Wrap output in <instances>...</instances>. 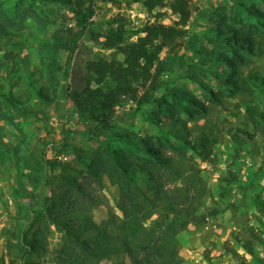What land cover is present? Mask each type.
I'll return each instance as SVG.
<instances>
[{"label": "trees", "instance_id": "obj_1", "mask_svg": "<svg viewBox=\"0 0 264 264\" xmlns=\"http://www.w3.org/2000/svg\"><path fill=\"white\" fill-rule=\"evenodd\" d=\"M31 1L29 6L34 12L33 3L40 4L48 8L47 15L52 12L49 8L52 4L71 9L74 24L63 32L57 29L39 39L36 54L40 59L41 77H46L48 84H37L39 79H33L30 87L41 100L52 101L62 77L80 118L93 122L98 133L112 130V136L88 151L72 148L68 139H64L57 151L59 154L76 152L73 161L47 158L44 150L34 155L32 166L24 165L25 170L19 166L23 160L20 148L10 146V152L7 149L3 155L0 147V159L10 157L13 151V159L19 167L13 186L18 211L10 227L1 232L8 262L5 256H0V264H43L48 259H55L58 264H93V260L124 253L130 256L131 264H152L154 256L162 260L161 264H178L173 256L177 255L178 234L190 223H199L204 218L200 207L206 191L197 160L212 158L217 139L213 131L205 129V124L196 122L193 128L187 125L188 120L205 117L208 107L175 83V79H164L163 75L175 72L178 68L175 60L179 58V67L189 66L188 71L179 75L181 78L199 82L198 73H201L208 80L216 78L224 82V92L207 88L214 100L222 102L227 94L249 96L237 103L236 109L243 107L244 116L254 131L264 136V109L255 98H250L255 95V87L261 89L264 96V74L258 69L244 70L253 63V56L264 54V22H257L264 20V10L253 2L246 6V18H241L236 9L234 16L228 17L226 5L215 8L210 19H218V23L212 29L214 37H210L212 48L207 49L197 33L186 28L191 17V0H125L127 5L141 3L150 14L156 13V18L163 15L162 8L169 5L179 14V25L156 20L135 28L134 34L138 37L130 39L123 23L125 19H121L119 27L103 34L102 44L123 57L91 60L86 66V86L72 90L69 79L79 42L88 31L96 33L92 29L95 24L92 18L96 14L97 0ZM15 10L20 18L14 23L12 19L0 17V36L6 37L11 26L26 27L29 15L23 13L20 6ZM36 14L39 16L38 12ZM184 39L187 49L194 54L204 55L209 50V62L214 64L210 71L196 66L195 62L188 63L189 59L184 56H177ZM63 49L68 52L64 65L60 60ZM166 49L168 54L161 57ZM5 96L10 108H19L13 97ZM129 101L136 103L131 114L140 111L146 125L155 129L154 133L142 134L138 129L115 127L116 107ZM8 116L6 111L0 110V120ZM105 175L118 185L117 206L122 215L110 211L108 218L98 224L91 211L106 198L96 194L104 187ZM179 180L182 182L177 183ZM170 182L175 183L171 188L168 187ZM254 203L264 215V201L255 199ZM219 212L214 209L210 214ZM155 213L158 217L146 226L145 221ZM259 221L264 228V218L259 217ZM51 224L57 225L61 232L60 245L54 255L48 249ZM254 229L249 228L252 238L263 243ZM141 235L145 237L139 240ZM240 242L251 256L252 264H264V257L257 253L252 239ZM230 250L237 254L235 249ZM138 255L148 256L145 261Z\"/></svg>", "mask_w": 264, "mask_h": 264}, {"label": "rangeland", "instance_id": "obj_2", "mask_svg": "<svg viewBox=\"0 0 264 264\" xmlns=\"http://www.w3.org/2000/svg\"><path fill=\"white\" fill-rule=\"evenodd\" d=\"M253 2L264 10V0H191V17L186 28L192 33H197L207 49H211L210 37H214L212 29L218 23V19H210L214 9L226 5L228 17H233V11L236 9L241 18H246L248 14L246 6ZM31 3V0H0L1 18L12 19L13 23L14 20L17 21L19 15L17 16L15 9L18 6L23 13L29 15L24 29H19L18 25L11 26L6 37L0 36V110L6 111L11 117L0 120V147L3 149L1 150L3 155L7 149L10 152V146L20 148V154L23 157L19 163L21 170H25L24 165L32 166L34 155H39V152L44 150L47 158L58 157L63 161H73L76 158V152L59 154L57 151L64 139H68L70 147H79L88 151L99 147L102 141L112 136V130L98 133L94 130L93 122L80 118L68 94L67 82L62 77L59 78L57 94L53 95L55 100L52 101L41 100L36 95V90L30 87L29 82L33 79H39L37 84H48L47 78L41 77L40 59L36 54L39 39L48 37L57 29L63 32L66 27L74 24V13L65 6L52 4L49 6L52 12L47 15L48 8L33 3V8L36 9L34 12L29 6ZM162 11H164L163 15L156 18L154 16L156 13L150 14L141 3L127 5L125 0L118 2L97 0L96 14L92 18L95 24L92 29L96 32L95 35L101 36H95L88 31L79 42L69 79L72 90H82L86 86L88 76L86 66L91 60L96 57L106 59L123 57L122 54L116 53L115 49H106L102 44L103 34L109 29L119 27L122 23L121 19H125L123 23L127 30L126 35L130 36V39L138 37L134 34L135 28L156 20L165 24L179 25V14L176 9L167 5L162 8ZM257 22L263 23L264 20ZM61 53L60 60L64 65L68 52L63 49ZM209 53L208 50L204 55L194 54L187 49L185 39L177 50V56L188 58V63L195 62L196 66L206 71L214 67V64L209 62ZM167 54L166 49L161 57ZM175 62L178 68L172 75L164 74V79H175V83L194 94L208 107L205 117L198 121L188 120L187 125L193 128L196 122L205 124V129L216 134L217 142L209 161L197 160L206 191L200 207L204 218L199 223H190L186 230L178 234L177 255H173L174 260L178 261V264H252L251 256L240 245V241L252 239L257 253L264 257V242L260 243L258 239L252 238L249 232L250 227H255L254 231L264 240V228L259 221V217L264 218V215L259 212L258 206L254 203L255 199L264 201V136L254 131L252 124L244 116L243 107L236 109L237 103L244 98L248 99L249 96L232 97L225 92L227 95L223 97V101L218 102L213 99V95L207 88L224 92L223 81L216 78L208 80L201 73H198L199 82L181 78L179 75H182L185 70L188 71L189 66L179 67V58H176ZM250 69H258L264 74V54L253 56L251 66L244 68L245 72ZM160 92H157L158 95ZM5 95L13 97L19 108H10ZM252 97L264 109L262 90L255 87V95L250 96ZM133 108H136V103L131 101L116 107L113 119L115 127L138 129L142 134L154 133L155 129L146 125L147 122L140 111L131 114ZM81 151L78 150L79 153ZM13 154L14 152L11 151L10 157L0 159V256H5L6 262L8 257L5 255V238L1 232L10 227L18 211L13 199V186L19 167L15 164ZM24 159L28 161V165ZM103 181L104 187L100 191L97 190L96 194L105 195L106 198L91 211L98 224L108 218L110 211L122 215L117 206L120 195L118 185L112 183L106 175L103 176ZM181 182L182 180L177 181V183ZM174 184L170 182L168 187L171 188ZM214 209L220 212L211 215L210 211ZM157 217L158 213H155L145 221V225L150 226L152 220ZM50 226L52 232L48 249L52 252L51 255H54L53 252L60 245L61 232L57 225ZM144 237L145 235H141L139 240ZM229 249H235L237 254ZM50 252H48L49 256ZM138 256L139 259L146 261L148 255ZM121 262L132 263L130 256L126 253L100 261L93 260V264ZM161 263L162 260L154 256L152 264ZM43 264L58 263L55 259H48V262Z\"/></svg>", "mask_w": 264, "mask_h": 264}, {"label": "built area", "instance_id": "obj_3", "mask_svg": "<svg viewBox=\"0 0 264 264\" xmlns=\"http://www.w3.org/2000/svg\"><path fill=\"white\" fill-rule=\"evenodd\" d=\"M67 157L65 156V159H66Z\"/></svg>", "mask_w": 264, "mask_h": 264}]
</instances>
